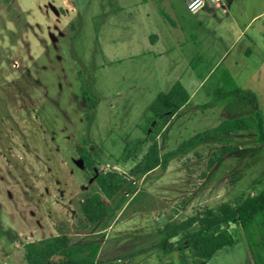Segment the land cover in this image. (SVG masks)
<instances>
[{
	"label": "rangeland",
	"instance_id": "obj_1",
	"mask_svg": "<svg viewBox=\"0 0 264 264\" xmlns=\"http://www.w3.org/2000/svg\"><path fill=\"white\" fill-rule=\"evenodd\" d=\"M223 1L226 12L211 4L190 12L188 0H0V264H28V243L92 238L81 205L98 188L78 149L93 155L96 176L129 174L160 126L143 131L150 105L175 83L192 98L157 137L162 155L225 119L264 114V0ZM224 69L245 97L220 106ZM135 182L98 264H182L178 248L129 255L157 245L171 220L260 193L264 146L255 131L238 132ZM229 230L240 244L210 264H250L242 230Z\"/></svg>",
	"mask_w": 264,
	"mask_h": 264
},
{
	"label": "trees",
	"instance_id": "obj_2",
	"mask_svg": "<svg viewBox=\"0 0 264 264\" xmlns=\"http://www.w3.org/2000/svg\"><path fill=\"white\" fill-rule=\"evenodd\" d=\"M219 82L215 93L220 106L245 97V91L237 85L229 70H223ZM83 95L93 104L94 97L88 88H84ZM190 99L191 96L183 84L177 82L168 93L160 94L153 101L143 131L147 134L154 122H158L160 126L151 136V145L146 154L129 174L111 170L96 176V161L93 155L85 148L78 149V155L88 175L95 177L98 188V191L83 200L81 205L82 214L87 221L86 228L94 227V235L83 241L60 235L28 243L25 246L28 264H98L106 231L135 198L136 180L146 179L157 169L167 171L173 159L186 155L206 143L225 141L238 132L255 131L258 143L264 146V114L258 110L250 115L225 119L219 126L197 134L182 142L177 149L162 155L157 137L173 117L190 103ZM230 151L231 149L224 148L215 153L209 165L213 166ZM231 225L242 230L243 242L246 243L253 264H264V189L238 205L223 204L217 210L206 208L186 219L171 220L159 230L160 240L157 245L133 250L129 256L134 257L155 249L168 256L178 248L182 264H187L188 253L197 259L194 264H207L220 252L232 249L238 244V239L229 230ZM56 256L61 259L54 260Z\"/></svg>",
	"mask_w": 264,
	"mask_h": 264
},
{
	"label": "built area",
	"instance_id": "obj_3",
	"mask_svg": "<svg viewBox=\"0 0 264 264\" xmlns=\"http://www.w3.org/2000/svg\"><path fill=\"white\" fill-rule=\"evenodd\" d=\"M208 4H211L217 9H225L226 5L223 0H188L187 2V9L190 12H196L204 7H206ZM40 220L44 219V216H39ZM34 221V220H31Z\"/></svg>",
	"mask_w": 264,
	"mask_h": 264
},
{
	"label": "crops",
	"instance_id": "obj_4",
	"mask_svg": "<svg viewBox=\"0 0 264 264\" xmlns=\"http://www.w3.org/2000/svg\"><path fill=\"white\" fill-rule=\"evenodd\" d=\"M225 5H226V7H225V9H222L224 12H226L227 11V4L225 3ZM256 18V17H255ZM243 37H245V33H244V30L243 31H241L240 33H238V39L239 40H241ZM249 42H250V44H252V41L251 40H249ZM251 48V47H250ZM191 96V95H190ZM191 98H192V96H191ZM191 100V99H190ZM127 207V206H126ZM126 207L124 208V210L119 214V215H121L124 211H125V209H126ZM149 220V219H148ZM164 228V227H163ZM162 229V228H161ZM108 236H109V234L107 235V237H106V240L108 239ZM238 244H240V242H238ZM237 244V245H238ZM236 245V246H237ZM235 247V246H234ZM233 247V248H234ZM148 248V247H147ZM232 248V249H233ZM102 249H103V245H102ZM101 249V250H102ZM142 249H146V248H142ZM134 250H141V249H134ZM228 250H230V249H228ZM228 250H224V251H228ZM246 250V249H245ZM223 251V252H224ZM247 252H246V255H247V260L249 261V263L250 264H253V262H251L252 261V259H251V257H250V255H249V252H248V250H246ZM150 252V251H149ZM149 252H146V253H144V254H141V255H137V256H134V257H137L138 259H142V258H148V253ZM166 256V255H165ZM169 256V255H168ZM216 257V256H215ZM213 258L210 262H212L214 259H216V258ZM149 259V258H148ZM210 262H208L207 264H210Z\"/></svg>",
	"mask_w": 264,
	"mask_h": 264
}]
</instances>
